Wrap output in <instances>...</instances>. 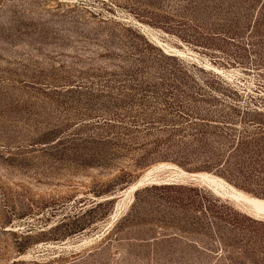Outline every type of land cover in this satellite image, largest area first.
<instances>
[{
  "label": "rangeland",
  "instance_id": "1",
  "mask_svg": "<svg viewBox=\"0 0 264 264\" xmlns=\"http://www.w3.org/2000/svg\"><path fill=\"white\" fill-rule=\"evenodd\" d=\"M224 162L264 194V0H0V264H264Z\"/></svg>",
  "mask_w": 264,
  "mask_h": 264
},
{
  "label": "trees",
  "instance_id": "2",
  "mask_svg": "<svg viewBox=\"0 0 264 264\" xmlns=\"http://www.w3.org/2000/svg\"><path fill=\"white\" fill-rule=\"evenodd\" d=\"M103 140L105 142L109 141L108 138H103ZM227 166H228V163L224 162L222 164V167H224V168H222V170L218 171L219 174H221L223 177H225L226 179H228L229 181L234 183L236 186H238V187H240L246 191H249L247 189V186H245L244 184H239V183H237L238 182L237 180L234 181L232 179H229L227 176H225L223 171L225 170V167H227ZM242 181H245V179ZM152 188H154V189L158 188L161 190L194 191L196 193L195 197L191 196L190 198H188V200L185 204H183L180 200V201H178V204L185 205V206L191 208L193 211H200L204 216L209 215L211 217L218 233L220 230L219 226L221 225V227L226 228L229 231H238L242 237L243 236L246 237L247 235H250V231H252L251 225H249L248 223H244V221H243V224H240V222L238 221V218H241V219L248 221V222H251V223H257L258 224V222H256L255 220H252V219L248 218L247 216L241 214L240 212H237L233 208L226 206V204L217 203L218 200H216V199H210V198L204 197L203 195H201L202 193H206L204 189L196 188V187H193L190 185H183V184H161L158 187L153 186ZM249 192H251V191H249ZM251 193L254 194L255 196H258V197H264V194H262V193H253V192H251ZM260 224H262V223H260ZM82 228H84V227L77 226V227L73 228L72 230H70L69 233L79 231ZM68 235L69 234L64 233L62 235V237L64 238Z\"/></svg>",
  "mask_w": 264,
  "mask_h": 264
},
{
  "label": "bare ground",
  "instance_id": "3",
  "mask_svg": "<svg viewBox=\"0 0 264 264\" xmlns=\"http://www.w3.org/2000/svg\"><path fill=\"white\" fill-rule=\"evenodd\" d=\"M161 167H164V168L165 167H172V165L166 163V164L161 165ZM173 168H175V166ZM175 169H177V168H175ZM154 172L155 171H152V170L147 171L146 174L140 180V182H138L137 184H140L143 181H149L150 183H156V182L161 181L160 179L156 178L157 176L154 177L155 176ZM176 172L177 173H174V174H176V177L178 175L179 176H181V175L185 176L186 175L185 173H182L180 171V169H177ZM201 181L203 183L209 185V186H212L213 187L212 189H218V190L221 189L224 193L227 194V196H229L234 201L247 205L253 211V213H255L257 215H264V201L263 200L251 197L250 195H248V194H246L244 192L236 190L235 188L231 187L229 184H227L226 182H224L220 178H213L211 180L210 178H208V176H205V175L202 174L201 175ZM215 186H217V188H215ZM227 189L230 190V191H228ZM218 190H216V191L218 192Z\"/></svg>",
  "mask_w": 264,
  "mask_h": 264
}]
</instances>
